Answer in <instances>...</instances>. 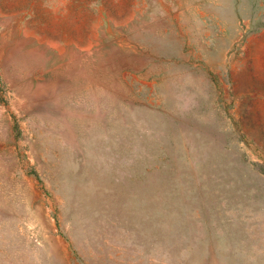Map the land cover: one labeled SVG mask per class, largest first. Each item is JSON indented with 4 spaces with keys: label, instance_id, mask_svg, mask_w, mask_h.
I'll list each match as a JSON object with an SVG mask.
<instances>
[{
    "label": "rangeland",
    "instance_id": "1",
    "mask_svg": "<svg viewBox=\"0 0 264 264\" xmlns=\"http://www.w3.org/2000/svg\"><path fill=\"white\" fill-rule=\"evenodd\" d=\"M0 264H264V0H0Z\"/></svg>",
    "mask_w": 264,
    "mask_h": 264
}]
</instances>
